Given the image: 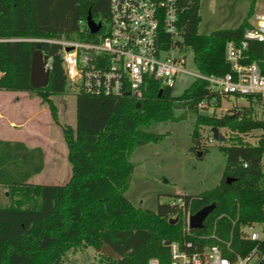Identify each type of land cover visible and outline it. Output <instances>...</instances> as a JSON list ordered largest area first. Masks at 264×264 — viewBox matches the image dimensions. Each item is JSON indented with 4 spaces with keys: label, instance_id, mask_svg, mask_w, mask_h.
Masks as SVG:
<instances>
[{
    "label": "trees",
    "instance_id": "trees-1",
    "mask_svg": "<svg viewBox=\"0 0 264 264\" xmlns=\"http://www.w3.org/2000/svg\"><path fill=\"white\" fill-rule=\"evenodd\" d=\"M177 24L181 39L176 44L191 52L195 70L206 75H222L229 70L223 48L227 40H238L250 26L253 4L234 28L197 32V0H176ZM87 13L100 23L102 33L108 17V0H0V90L25 91L45 103L51 120L58 124L66 148L70 174L62 184H32L27 179L40 171L42 153L27 149L21 142L0 140V187L8 204H0V264H62L66 251L91 247L105 264H146L157 258L168 264V243L180 238V223L170 224L176 205L159 203L154 210L132 205L124 192L133 171L130 154L135 147L162 138L144 130L152 122L173 119L175 106L194 114L191 149H200V128H228L234 133L228 144L218 145L224 156L219 182L197 194H186L189 214L214 203L199 229H189L186 239L195 249L215 243L213 233L230 241L232 249L246 253L253 242L241 240L238 225L264 222V174L258 158L264 151V114L257 102L216 115L199 111L196 104L208 97L204 81L193 78L175 98L171 89L151 82L138 98L129 95L102 96L83 91L74 93V126L59 124L50 97L66 85L60 46L45 40H93L96 34L85 25ZM49 58L47 83L29 85V64L35 41ZM170 43L168 39L165 40ZM247 62L254 61L264 75V42L250 41ZM260 130L255 143L242 134ZM203 151L205 147L201 148ZM242 163L245 165L243 166ZM229 179V182L225 181ZM181 195H172L171 199ZM170 199V200H171ZM233 222V223H232ZM108 245L118 259L99 252ZM260 257L253 264H264V240Z\"/></svg>",
    "mask_w": 264,
    "mask_h": 264
},
{
    "label": "built area",
    "instance_id": "built-area-1",
    "mask_svg": "<svg viewBox=\"0 0 264 264\" xmlns=\"http://www.w3.org/2000/svg\"><path fill=\"white\" fill-rule=\"evenodd\" d=\"M258 2L260 8L252 13L250 26L242 37L224 44L223 54L229 70L222 75H206L186 68L183 49L176 44L181 39L176 0H108L107 22L102 33L97 34L99 30L92 33L96 34L93 40L45 41L60 46L65 82L74 91L138 98L151 82L172 89L177 78L189 76L204 81L209 95L197 102L199 111L230 113L232 103L223 105L224 102L238 98L243 99L246 106L250 97L258 101V109L264 114V75L254 61L245 60L250 41L264 42V0ZM49 61L47 58L45 68H50ZM212 140L208 131L207 141ZM258 168L264 174V151L259 155ZM170 204L179 208V212L172 215L180 223V238L167 245L168 264H253L260 257L264 222L238 225L240 239L254 243L244 254L232 249L230 241H223L213 233L210 237L215 243L195 249L186 239L189 213L183 197L171 199ZM172 215L169 218H173ZM146 264H159V261L151 257Z\"/></svg>",
    "mask_w": 264,
    "mask_h": 264
},
{
    "label": "rangeland",
    "instance_id": "rangeland-1",
    "mask_svg": "<svg viewBox=\"0 0 264 264\" xmlns=\"http://www.w3.org/2000/svg\"><path fill=\"white\" fill-rule=\"evenodd\" d=\"M252 0H197V13L199 21L197 32L207 34L216 29L234 28L246 15ZM260 8L258 0L253 4V12ZM252 15L248 18L251 23ZM186 58V68L195 71L192 63L191 52L183 50ZM191 80L189 76H181L176 79L171 89V95H178ZM74 93L75 91L68 84L60 94L50 97L51 101L59 107V121L63 124L74 126ZM19 91L0 90V103H8L7 99L11 95H17ZM27 96L40 99L33 93L26 92ZM33 100V99H32ZM223 105L232 103L229 110L239 106H245L243 99L233 98L227 100ZM34 102V101H33ZM36 102V101H35ZM25 112H30L37 108L36 105L29 106ZM230 108V107H229ZM173 119L164 122H152L144 130L162 134L160 141L145 143L135 147L130 154V162L133 164V171L124 197L134 206L154 210L159 203H168L175 192H184L194 195L201 191L214 187L222 176L224 167V156L218 149L220 144H228V137L234 135L228 128H219L225 139L222 142L212 140L207 141V128H200L199 141L202 146L194 152L191 140V129L194 121V114L183 110L180 106H175L172 110ZM216 115L223 114L215 110ZM41 116V115H39ZM53 124V123H52ZM49 136L53 145L48 157L45 158L47 169L32 177L29 182L40 183L42 177L51 179L54 176V161L59 160V172L63 174L64 166L62 161L63 148L59 145V128L50 125ZM45 129V125L42 127ZM260 134V130H253L242 134L241 139L255 143ZM64 147V146H63ZM205 147L203 151L201 148ZM65 150V147H64ZM197 152L200 154L198 155ZM65 154V153H64ZM58 162V161H57ZM44 182V181H43ZM58 185L64 184L56 180ZM4 188H0V204H8L7 195ZM173 217L175 215H172ZM171 216V217H172ZM62 264H100L97 253L91 248H79L75 251H66L61 258Z\"/></svg>",
    "mask_w": 264,
    "mask_h": 264
},
{
    "label": "crops",
    "instance_id": "crops-1",
    "mask_svg": "<svg viewBox=\"0 0 264 264\" xmlns=\"http://www.w3.org/2000/svg\"><path fill=\"white\" fill-rule=\"evenodd\" d=\"M33 99V100H32ZM30 99L25 91H19L17 95H11L7 99L8 103H0V140L6 141H18L21 142L27 149L39 148L42 153V167L40 172L45 168L46 161L45 158L48 157L47 153H50L53 145L51 144L52 139L49 136L50 125H56L59 128V145L63 148L62 161H63L64 171L63 174L59 172L58 168L60 166L59 160L54 161V176L51 179L42 177L40 183L32 184H55V183H44V182H56L59 180L65 183L70 174V165L66 159V148L64 150L65 144L62 139L61 130L58 124L54 123L50 116L49 111L45 103H38L37 98ZM34 101V102H33ZM36 101V102H35ZM54 103V102H53ZM36 105L37 108L30 112H25L29 106ZM57 111V120L59 124H63L59 121L60 111L56 103H54ZM41 115V116H39ZM53 123V124H52ZM45 125V129L42 127ZM64 146V147H63ZM65 153V154H64ZM58 161V162H57ZM44 171V170H43ZM36 174L31 175L29 180ZM44 181V182H43ZM2 188V187H0ZM6 194V192H4ZM174 195H186L184 192H175Z\"/></svg>",
    "mask_w": 264,
    "mask_h": 264
},
{
    "label": "water",
    "instance_id": "water-1",
    "mask_svg": "<svg viewBox=\"0 0 264 264\" xmlns=\"http://www.w3.org/2000/svg\"><path fill=\"white\" fill-rule=\"evenodd\" d=\"M86 28L90 33H95L100 28L99 22H94L89 13L86 15L85 19ZM67 49V48H66ZM47 56L42 54L39 49V42L35 43V49L31 52L30 55V64H29V75L28 82L31 87L38 88L43 87L47 83V77L49 73V69L45 68ZM211 136L214 140L222 142L225 138L218 131L216 127H211L209 129ZM199 155L200 153L197 152ZM226 182H229L228 178H225ZM214 203L211 202L206 204L193 213L187 216V226L189 229H199L203 226V220L207 216V214L213 209ZM167 222L170 224L177 222V217L168 218ZM99 252L104 254L107 257L118 259L117 254L113 252V250L106 244H102Z\"/></svg>",
    "mask_w": 264,
    "mask_h": 264
}]
</instances>
